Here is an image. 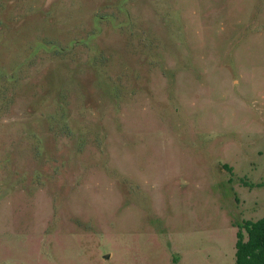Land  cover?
<instances>
[{"label": "rangeland", "instance_id": "374dc122", "mask_svg": "<svg viewBox=\"0 0 264 264\" xmlns=\"http://www.w3.org/2000/svg\"><path fill=\"white\" fill-rule=\"evenodd\" d=\"M263 181L264 0H0V264H236Z\"/></svg>", "mask_w": 264, "mask_h": 264}, {"label": "trees", "instance_id": "16d2710c", "mask_svg": "<svg viewBox=\"0 0 264 264\" xmlns=\"http://www.w3.org/2000/svg\"><path fill=\"white\" fill-rule=\"evenodd\" d=\"M235 263L264 264V216L255 220H244L238 225Z\"/></svg>", "mask_w": 264, "mask_h": 264}]
</instances>
